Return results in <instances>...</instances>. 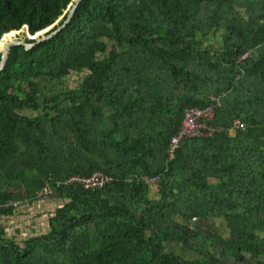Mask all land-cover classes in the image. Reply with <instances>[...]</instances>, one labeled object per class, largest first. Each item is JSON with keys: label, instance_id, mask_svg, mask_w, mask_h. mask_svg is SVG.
I'll list each match as a JSON object with an SVG mask.
<instances>
[{"label": "trees", "instance_id": "trees-1", "mask_svg": "<svg viewBox=\"0 0 264 264\" xmlns=\"http://www.w3.org/2000/svg\"><path fill=\"white\" fill-rule=\"evenodd\" d=\"M71 3L0 0V52ZM242 5L245 16L237 0H82L59 35L10 48L0 70V217L22 199L50 210L31 234L0 224V264H264V0ZM219 32L222 42L206 44ZM75 73L74 87L42 97ZM214 99L209 125L219 131L182 141L168 161L185 110ZM237 119L245 129L232 133ZM97 171L112 178L101 189L63 183ZM158 174L154 190L145 177ZM44 184L53 195L37 199ZM209 220L229 236L188 224Z\"/></svg>", "mask_w": 264, "mask_h": 264}, {"label": "built area", "instance_id": "built-area-1", "mask_svg": "<svg viewBox=\"0 0 264 264\" xmlns=\"http://www.w3.org/2000/svg\"><path fill=\"white\" fill-rule=\"evenodd\" d=\"M250 52H246L240 56L239 61L243 62L248 59ZM215 103L209 105L203 109L191 108L184 112L183 119L181 121L179 130L173 136L167 149V160H172L175 156V152L180 146L181 142L187 139L202 138L212 136L215 132L219 131L209 125V122L213 118L214 108L219 106V100L214 99ZM245 125L239 119L235 120L232 125V133L237 131H243ZM112 178L104 172L97 171L90 176H80L77 174L70 175L63 181L65 184H77L85 189L95 190L103 188ZM145 180L149 182L152 188L155 190L158 184L162 180V175L158 174L153 177L146 176ZM53 187L50 184H44L40 190L37 191V199H42L53 195ZM17 206L18 203L11 204ZM10 206V205H8ZM14 206V207H15Z\"/></svg>", "mask_w": 264, "mask_h": 264}, {"label": "rangeland", "instance_id": "rangeland-1", "mask_svg": "<svg viewBox=\"0 0 264 264\" xmlns=\"http://www.w3.org/2000/svg\"><path fill=\"white\" fill-rule=\"evenodd\" d=\"M252 1H255V3L256 1H258L259 3V1L261 0H237L236 10L239 11L242 16H245L246 9L244 8L242 4L243 3L252 4ZM223 35H224L223 32H219L215 35H211L209 38L206 39V44H211V45L219 44L220 42H222ZM15 39L25 41V40H29V36L28 34H26V31H25L15 36V38L12 40H15ZM12 40L6 41L3 45H5L7 42L12 41ZM3 45L1 47H3ZM82 78H83V74L75 73L69 76L63 83L59 81H53L49 84H46V88L43 90L42 97L43 96L50 97V96L61 93L62 91H64V88L66 87H74L79 81H81ZM14 202L18 203L17 206H15V204L14 206L15 208H20V211L17 212L13 217H9V218L0 217V224L3 225L7 229L8 232H11V233H13L14 230L18 229L19 231L21 230V232L31 234L35 230L33 229V225L35 226V224L33 220L31 219V216L29 218L26 217L28 216L30 211H32V206L31 204H29L30 202H28V199L16 200ZM37 207H38V210L41 212V216H43L46 212L50 210V206L46 204L38 205ZM36 220H37L36 223H38V227H39L40 220L38 218H36ZM188 224L192 226H199V227H204L207 229L214 230L217 233L225 237L229 236V231L225 223L222 222L221 220H209L208 222L192 221V222H188ZM169 248L174 253L182 256L185 259L191 260V259L196 258V255L194 253H192L191 251H188L181 245L170 244Z\"/></svg>", "mask_w": 264, "mask_h": 264}, {"label": "water", "instance_id": "water-1", "mask_svg": "<svg viewBox=\"0 0 264 264\" xmlns=\"http://www.w3.org/2000/svg\"><path fill=\"white\" fill-rule=\"evenodd\" d=\"M82 0H72V3L69 5L65 14L52 26L43 29L42 31L32 35L30 32L29 26H23L26 34L29 36V40L33 41L32 43L26 42L24 40L15 39L6 43L0 52V70L3 68L7 54L11 47L21 46L25 50H30L38 44H41L45 41L51 40L57 35H59L62 31H64L68 25L71 23L78 6L80 5ZM21 28V29H22ZM3 36L1 37L2 40ZM260 260H264V257H260Z\"/></svg>", "mask_w": 264, "mask_h": 264}, {"label": "crops", "instance_id": "crops-1", "mask_svg": "<svg viewBox=\"0 0 264 264\" xmlns=\"http://www.w3.org/2000/svg\"><path fill=\"white\" fill-rule=\"evenodd\" d=\"M40 215H41V212L38 210V207L32 206V211H30L28 216H26L28 218L31 216V219L33 220V222L35 224V226L33 225V229H35L34 231L40 230V228L38 227V223H36L37 222L36 218H38ZM46 215H48V214H46Z\"/></svg>", "mask_w": 264, "mask_h": 264}, {"label": "bare ground", "instance_id": "bare-ground-1", "mask_svg": "<svg viewBox=\"0 0 264 264\" xmlns=\"http://www.w3.org/2000/svg\"><path fill=\"white\" fill-rule=\"evenodd\" d=\"M8 43V42H7ZM4 46V45H3Z\"/></svg>", "mask_w": 264, "mask_h": 264}]
</instances>
